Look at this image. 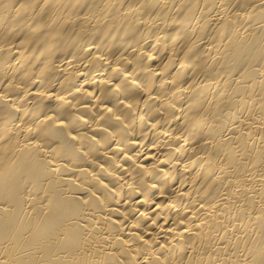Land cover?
Wrapping results in <instances>:
<instances>
[{
  "label": "bare ground",
  "instance_id": "obj_1",
  "mask_svg": "<svg viewBox=\"0 0 264 264\" xmlns=\"http://www.w3.org/2000/svg\"><path fill=\"white\" fill-rule=\"evenodd\" d=\"M0 264H264V0H0Z\"/></svg>",
  "mask_w": 264,
  "mask_h": 264
}]
</instances>
